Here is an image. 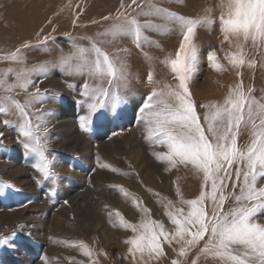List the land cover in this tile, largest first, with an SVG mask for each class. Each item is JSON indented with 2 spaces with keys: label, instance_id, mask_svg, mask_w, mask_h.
Instances as JSON below:
<instances>
[{
  "label": "snow or ice",
  "instance_id": "obj_1",
  "mask_svg": "<svg viewBox=\"0 0 264 264\" xmlns=\"http://www.w3.org/2000/svg\"><path fill=\"white\" fill-rule=\"evenodd\" d=\"M133 5L135 15L129 11ZM216 7L220 10L218 17L212 15V7H206L202 15L188 17L160 7L156 0H130L128 4L121 0L115 15L103 17L112 23L102 31L80 36L66 33L71 50L65 53L60 48L61 55L55 63L43 61L28 66L24 52L39 46L45 52L51 51L48 44L55 43L51 34L35 46L24 43L14 50H0V62L7 63L0 68V115L17 117L16 122L3 119L2 123L15 128L18 143L33 157L32 166L48 179L58 177L53 170L55 155L50 154L48 140V118L53 113L51 110L33 111V108L56 101L59 94L49 96L48 90H42L33 77L46 79L51 68L58 67L64 76L83 78L80 99L76 103L85 112L79 117V126L87 133L94 122L102 125L119 120L122 106L127 103L125 93L131 75L128 49L115 48L109 52L104 46L129 38L141 50L145 45L160 47L158 41L145 34L147 31L161 35L176 32L180 37L178 48L160 61L174 83L157 80L155 70L150 67L147 84L151 90L137 109L136 123L143 126L149 145L166 147V151L152 152L165 166L164 170H179L181 166L190 169L200 177L201 190L196 198L184 199L177 187L178 203L182 207H176L171 200L163 205L164 214L174 225L169 231L162 221L151 219L150 210L142 206L138 197L115 186L126 201L130 200L141 212L139 222L132 223L118 210L108 211L113 227L132 233L123 241L127 245L123 259L130 260L131 264H159L167 257L165 245L176 251V258L170 264H184L193 250L196 256L191 264H199L201 258L212 264H264V223L258 222V217L264 216V89L257 96L254 85L245 87L242 71L245 67L255 69L258 64L264 68V0H219ZM141 17H156L163 23H154L152 19L142 22ZM217 20L222 44L229 45L224 60L237 70L240 80L228 87L221 101L198 105L190 89L200 65L196 37L198 29H211ZM73 25L77 26L75 19ZM249 44L259 53L260 61L248 56ZM144 55L153 59L147 53ZM207 60L213 70H225L216 51H210ZM65 83L75 90L76 85ZM21 92L24 93L23 102L17 99ZM198 108L204 109L202 114ZM242 129L249 133L244 144L239 142ZM2 137L3 132H0ZM100 166L129 175L108 164ZM13 191L19 189L8 181H0V198ZM16 236L15 231L0 236V249L15 250ZM72 246L89 258V264H99V255H106L102 250L95 252L83 241L72 242ZM43 259L47 264L48 258Z\"/></svg>",
  "mask_w": 264,
  "mask_h": 264
},
{
  "label": "rangeland",
  "instance_id": "obj_2",
  "mask_svg": "<svg viewBox=\"0 0 264 264\" xmlns=\"http://www.w3.org/2000/svg\"><path fill=\"white\" fill-rule=\"evenodd\" d=\"M124 2L128 4L130 0ZM156 2L160 7L188 17L202 15L206 7H212L214 17L220 14L216 7L219 0ZM120 3L121 0H0V50H14L24 43L35 46L40 39L51 34L55 37V43L50 41L48 44L51 51L45 52L39 46L27 48L24 52L28 66L43 61L55 63L61 55L60 48L65 53L71 50L66 33L80 36L102 31L112 23L111 20H103V17L115 15ZM133 9L135 5L129 9L135 15ZM74 19L77 22L75 27ZM144 19L163 23L156 17H141L142 22ZM145 34L158 41L160 47L145 45L141 50L129 38L104 46L109 52L115 48L128 49L127 63L131 75L125 93L127 103L122 106L119 120L102 125L94 122L90 132H83L79 126V117L85 114L76 103L80 99L82 77L64 76L58 67H52L46 79L33 77L42 90H48L49 96L59 94L56 101L33 108V111L51 110L53 113L48 118V140L50 154L55 155L53 170L58 177L44 179L36 171L32 166L33 157L25 153L18 143L15 128L2 123L3 119L16 122L17 117L14 114L7 117L0 115V132H3L0 138L3 140L0 146V181H8L19 189L0 198V236H8L13 231L17 233L15 250L0 249V264H45L44 257L48 258L47 264H77L79 261L89 264V258L72 246V242L79 241L85 242L97 253L101 250L106 253L99 255V264H131L130 260L123 259L127 249L123 241L132 233L113 227L108 211L118 210L132 223L139 222L141 212L130 200L126 201L115 186H121L138 197L142 206L150 210L151 219L162 221L169 231L174 229V225L164 214L163 205L171 200L176 207H182L178 203L177 187L184 199H194L199 195L200 177L183 166L179 170L165 171V166L156 160L152 152L166 151V147L149 145L143 126L136 123L137 109L151 90L147 84L150 67L155 70L157 80L174 83L168 69L160 61L178 48L180 39L176 32L161 35L147 31ZM222 40L218 20L211 29H198L196 43L200 49V65L190 85L198 105L221 101L228 87L240 80L237 70L224 60L229 45L222 44ZM213 50L224 64L222 72L209 66L207 54ZM247 52L250 58L260 61L259 53L250 44ZM144 53L153 59L146 58ZM6 66V62H0V68ZM242 71L245 87L254 85L255 94L259 96L264 89V68L258 64L255 69L245 67ZM66 81L76 85L75 90L67 87ZM17 99L23 102L24 93L21 92ZM197 111L202 114L204 109L198 108ZM113 132L118 135L113 136ZM248 139V131L242 129L239 142L244 144ZM101 164L111 165L129 175L113 172L101 167ZM183 207L187 211V207ZM258 222L264 223V216L258 217ZM165 248L167 257L159 264H170L176 258L172 247L165 245ZM195 256L196 250H193L184 264H191ZM199 264L212 262L201 258Z\"/></svg>",
  "mask_w": 264,
  "mask_h": 264
}]
</instances>
